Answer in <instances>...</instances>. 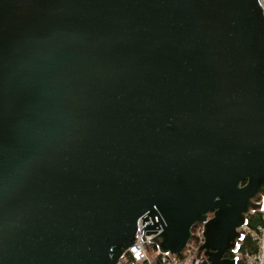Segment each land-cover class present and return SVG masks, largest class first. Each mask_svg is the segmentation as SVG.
Returning a JSON list of instances; mask_svg holds the SVG:
<instances>
[{
    "label": "water",
    "instance_id": "obj_1",
    "mask_svg": "<svg viewBox=\"0 0 264 264\" xmlns=\"http://www.w3.org/2000/svg\"><path fill=\"white\" fill-rule=\"evenodd\" d=\"M259 0H0V264H117L143 237L238 264L264 211ZM211 217L209 218V215Z\"/></svg>",
    "mask_w": 264,
    "mask_h": 264
},
{
    "label": "built area",
    "instance_id": "obj_2",
    "mask_svg": "<svg viewBox=\"0 0 264 264\" xmlns=\"http://www.w3.org/2000/svg\"><path fill=\"white\" fill-rule=\"evenodd\" d=\"M264 11V0H259ZM212 214L209 215V218ZM144 223L137 224V232L135 235L136 244L131 248H127L120 257L117 264H190L188 259H191L198 247L204 242L205 236L202 233L205 230L204 222L196 223L192 227V236L187 246L181 253H160L157 247L149 243L143 237ZM243 233H250L255 240V251L246 253V261L248 264H264V219L255 229L250 228L247 224L241 228Z\"/></svg>",
    "mask_w": 264,
    "mask_h": 264
},
{
    "label": "trees",
    "instance_id": "obj_3",
    "mask_svg": "<svg viewBox=\"0 0 264 264\" xmlns=\"http://www.w3.org/2000/svg\"><path fill=\"white\" fill-rule=\"evenodd\" d=\"M264 219V211L259 210H252L247 215V225L255 229L259 223H261ZM244 231H242L243 233ZM239 252L234 254L231 252V256L238 258V264H248L246 261V253H253L255 251V240L253 239V236L250 233H245L243 235V238L239 242ZM154 248H156L155 245H152ZM206 264V262H204Z\"/></svg>",
    "mask_w": 264,
    "mask_h": 264
},
{
    "label": "flooded vegetation",
    "instance_id": "obj_4",
    "mask_svg": "<svg viewBox=\"0 0 264 264\" xmlns=\"http://www.w3.org/2000/svg\"><path fill=\"white\" fill-rule=\"evenodd\" d=\"M261 196H264V193L262 192H260L259 194H258V196H255L254 197V202L255 203H259V202H257L258 200H260L259 199V197H261ZM242 231V230H241ZM234 254H236V253H234ZM226 256H228V257H232L231 256V252H227V254H226ZM198 260H199V263L198 264H204V262H206V264H207V261H206V259L203 257V254L199 257V258H197Z\"/></svg>",
    "mask_w": 264,
    "mask_h": 264
}]
</instances>
